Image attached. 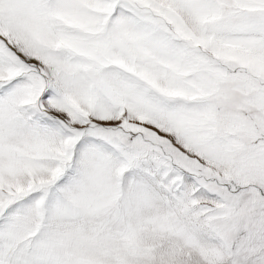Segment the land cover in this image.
I'll return each mask as SVG.
<instances>
[{"label": "snow or ice", "instance_id": "1", "mask_svg": "<svg viewBox=\"0 0 264 264\" xmlns=\"http://www.w3.org/2000/svg\"><path fill=\"white\" fill-rule=\"evenodd\" d=\"M0 264H264V0H0Z\"/></svg>", "mask_w": 264, "mask_h": 264}]
</instances>
